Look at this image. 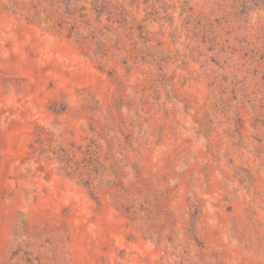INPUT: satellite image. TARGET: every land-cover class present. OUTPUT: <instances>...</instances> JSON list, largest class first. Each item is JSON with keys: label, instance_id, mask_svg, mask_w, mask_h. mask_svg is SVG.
Instances as JSON below:
<instances>
[{"label": "rangeland", "instance_id": "obj_1", "mask_svg": "<svg viewBox=\"0 0 264 264\" xmlns=\"http://www.w3.org/2000/svg\"><path fill=\"white\" fill-rule=\"evenodd\" d=\"M0 264H264V0H0Z\"/></svg>", "mask_w": 264, "mask_h": 264}]
</instances>
